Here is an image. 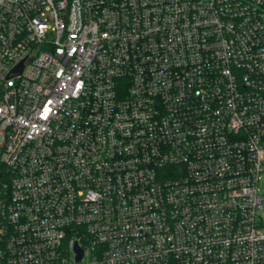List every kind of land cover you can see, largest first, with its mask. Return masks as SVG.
<instances>
[{
	"label": "built area",
	"instance_id": "1",
	"mask_svg": "<svg viewBox=\"0 0 264 264\" xmlns=\"http://www.w3.org/2000/svg\"><path fill=\"white\" fill-rule=\"evenodd\" d=\"M0 164V264H264V0H0Z\"/></svg>",
	"mask_w": 264,
	"mask_h": 264
},
{
	"label": "trees",
	"instance_id": "2",
	"mask_svg": "<svg viewBox=\"0 0 264 264\" xmlns=\"http://www.w3.org/2000/svg\"><path fill=\"white\" fill-rule=\"evenodd\" d=\"M7 180L6 178V174H5V169L3 167L2 164H0V188L3 184V182H5Z\"/></svg>",
	"mask_w": 264,
	"mask_h": 264
},
{
	"label": "rangeland",
	"instance_id": "3",
	"mask_svg": "<svg viewBox=\"0 0 264 264\" xmlns=\"http://www.w3.org/2000/svg\"><path fill=\"white\" fill-rule=\"evenodd\" d=\"M260 193H261V195L263 196V199H264V186L261 184V190H260ZM259 216H260V218H261V221H262V223H263V225H264V208L262 209V210H260V212H259Z\"/></svg>",
	"mask_w": 264,
	"mask_h": 264
},
{
	"label": "water",
	"instance_id": "4",
	"mask_svg": "<svg viewBox=\"0 0 264 264\" xmlns=\"http://www.w3.org/2000/svg\"><path fill=\"white\" fill-rule=\"evenodd\" d=\"M76 252H77V258L76 261L80 262L82 260L83 252L82 250L76 245Z\"/></svg>",
	"mask_w": 264,
	"mask_h": 264
}]
</instances>
